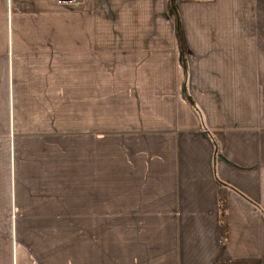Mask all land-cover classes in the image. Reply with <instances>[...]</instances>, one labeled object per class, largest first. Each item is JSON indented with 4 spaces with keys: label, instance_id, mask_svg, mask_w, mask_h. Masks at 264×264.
I'll return each instance as SVG.
<instances>
[{
    "label": "crops",
    "instance_id": "crops-1",
    "mask_svg": "<svg viewBox=\"0 0 264 264\" xmlns=\"http://www.w3.org/2000/svg\"><path fill=\"white\" fill-rule=\"evenodd\" d=\"M241 259L264 264V0H0V264Z\"/></svg>",
    "mask_w": 264,
    "mask_h": 264
},
{
    "label": "trees",
    "instance_id": "trees-1",
    "mask_svg": "<svg viewBox=\"0 0 264 264\" xmlns=\"http://www.w3.org/2000/svg\"><path fill=\"white\" fill-rule=\"evenodd\" d=\"M219 185H226L225 183L219 181ZM217 264H250L249 260L241 259V260H232V261H220Z\"/></svg>",
    "mask_w": 264,
    "mask_h": 264
}]
</instances>
